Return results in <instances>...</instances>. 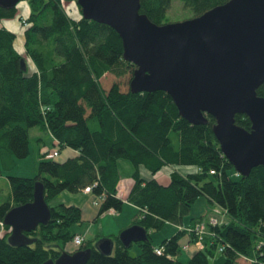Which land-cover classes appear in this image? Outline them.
<instances>
[{"label": "trees", "instance_id": "16d2710c", "mask_svg": "<svg viewBox=\"0 0 264 264\" xmlns=\"http://www.w3.org/2000/svg\"><path fill=\"white\" fill-rule=\"evenodd\" d=\"M171 1L140 0L139 11L163 24L168 22ZM180 1L196 17L228 0ZM27 4L20 49L16 33L0 27V176L12 169L16 159L28 156L33 126L56 140L55 157L64 148L75 154L57 160L41 152L34 176H6L9 192L0 202V264H41L62 251L87 247L91 252L86 264H264V166L241 176L220 150L212 132L213 117L193 125L179 116L166 92L125 89L124 80L131 79L135 66L123 59L121 40L111 27L85 19L78 5V16H71L63 0H27ZM17 10L0 6V19L15 18ZM26 58L33 67L29 73ZM256 92L264 97V82ZM235 123L245 129L251 125L246 115H235ZM119 159L133 166L126 201L136 206L137 214L130 225L139 224L147 232V240L135 242L139 248L135 256L116 235L111 236V255L94 248L99 235L74 245L70 227L81 222L80 208L50 202L62 191L77 193L91 186L90 194L99 199L97 217L110 209L120 212L125 201L117 196ZM140 166L151 173L150 178L140 176ZM164 166L171 168L167 183L156 178ZM176 166L190 171L180 173ZM36 181L44 186L50 219L24 232L34 239L31 243L12 245L7 241L10 227L1 222L10 208L32 200ZM200 196L216 205L224 219L211 225L208 219L214 215L200 216L179 225ZM198 221L205 222L210 232L203 236L201 248L194 244V234L181 229ZM166 223L178 224L179 229L153 245L150 231ZM184 245L195 252L179 261L176 255ZM156 247H162L161 254L154 251Z\"/></svg>", "mask_w": 264, "mask_h": 264}, {"label": "water", "instance_id": "95a60500", "mask_svg": "<svg viewBox=\"0 0 264 264\" xmlns=\"http://www.w3.org/2000/svg\"><path fill=\"white\" fill-rule=\"evenodd\" d=\"M20 0H0L12 8ZM81 15L111 27L119 36L124 60L135 68L129 81L132 93L164 91L178 114L193 125L215 123L212 132L220 150L241 176L264 166V97L257 88L264 82V0H228L199 16L156 24L140 13V0H76ZM25 66V60H20ZM246 115L250 128L235 123ZM50 208L42 182L34 183L30 202L10 208L2 224L10 227L7 241L26 245L24 232L45 225ZM120 244L147 240L139 224L122 229ZM94 248L111 255L114 240L104 236ZM91 248L62 251L41 264H86Z\"/></svg>", "mask_w": 264, "mask_h": 264}, {"label": "rangeland", "instance_id": "374dc122", "mask_svg": "<svg viewBox=\"0 0 264 264\" xmlns=\"http://www.w3.org/2000/svg\"><path fill=\"white\" fill-rule=\"evenodd\" d=\"M27 5H28L27 0H20L16 4L18 10H17V15L15 18L0 19V26H5L7 23H10L13 27L16 28L18 33H16L15 44L18 49L21 48L20 44L22 43V40H23L21 31H23L26 25V24L22 25L21 23L23 22L24 18H26L29 14V9ZM63 5L71 16H74V17L78 16L77 13L79 11H78V7L75 1L63 0ZM166 15H167L166 18L168 22H176V21H182V20L191 18L192 12L190 11L189 8L185 7L180 0H172L169 9L166 12ZM26 66H27L26 72L28 73L31 72L33 69L32 63L27 58H26ZM128 79H129L128 77L125 78L124 80L125 83L123 82L125 89H127L129 86ZM39 136L45 142V146H46L45 149L52 150L55 148L54 142H52L51 137L49 136L48 132L41 131L37 126L31 127L29 129V154L28 156H26L25 158L16 159L12 169L9 171H3L0 176V202H3L7 198V195L9 192V186L6 180V176L8 174L15 175V176H22V177H32L35 175L36 167L38 163V146L40 144V141H38ZM55 159L61 160L60 157H55ZM118 167H119V171H120L122 178L128 176L129 171H131L130 170L131 164L126 159H119ZM175 168L180 173H185V172L190 171L189 169L190 167H186V166H176ZM170 170H171L170 167L164 166L156 174V177L161 182H165ZM141 171H143L146 174V177L142 176L143 178L148 179L151 177V173L148 170H146L143 166H141ZM63 194L70 195V198H64ZM86 194L83 193L82 191L78 193L62 191L59 195L54 197L50 202L51 204H58V203L63 202L65 204H74L76 206L78 205L80 207H83V205L88 199L98 200L92 194L89 193V196H87ZM68 200H70L71 203H69ZM209 215H214V216L217 215L215 217H217L219 220L224 219L223 212H220L217 209L216 205L207 204L206 199L203 196H200L196 199V201L190 207V210L188 211V213L184 216L183 224H179V225H187V223L189 222L191 218H197L200 216L205 218ZM116 216L118 217L115 218ZM129 218H130V213L128 211V207H124L122 208L120 212L106 211L103 214H101L98 218H96L95 221H93L91 217L89 219L82 217L81 222L73 224L70 227V229L72 232H77V231L85 232L86 231L88 232V238H91L92 236H94V234H96V230H99L100 232L104 231L102 233L104 235L113 234L117 236L122 229L129 226L128 225L129 220H130ZM116 224L117 225L123 224L122 226L124 227H122L121 229L120 227L116 229L117 228ZM179 225L173 224V223H166L162 226V228L158 230L155 229V230L150 231V238H151L152 244L157 245L163 239L169 238L179 229L178 227ZM184 241H185V237L179 240L181 244ZM128 251L131 256H135L139 253V248L134 243L129 247ZM194 252H195V248L192 246H189L187 251L185 250V248H183V250L180 251L176 255V258L179 261H187Z\"/></svg>", "mask_w": 264, "mask_h": 264}, {"label": "crops", "instance_id": "0c3cea01", "mask_svg": "<svg viewBox=\"0 0 264 264\" xmlns=\"http://www.w3.org/2000/svg\"><path fill=\"white\" fill-rule=\"evenodd\" d=\"M29 9V8H28ZM0 27H2V26H0ZM3 27H5V28H7L8 30H13V31H15L14 33H18L17 32V30H16V28L15 27H13L10 23H7L5 26H3ZM21 33H22V31H21ZM42 131V130H41ZM50 136V135H49ZM51 137V136H50ZM51 140H52V142H53V139H52V137H51ZM39 141H40V144H39V146H38V156H39V153H41L44 149H45V142L43 141V139L39 136ZM73 154H75V151L74 150H72V149H70V148H64L63 149V151H61L60 153H59V155H58V157H60V159L61 160H64L65 158H67V157H70V156H72ZM125 165V164H124ZM117 166H118V161H117ZM118 170H119V167H118ZM130 170L131 171H129V174H128V176H126V177H124V178H122V176H121V174H120V176H121V178H120V180H119V182H118V184H117V196L118 197H120L121 199H123L125 202H124V206H123V208L124 207H128V211H129V213H130V220H129V224L128 225H130L131 223H132V221L135 219V217H136V214H137V208H136V206H134V205H132L131 203H129V202H127L126 201V198H127V195H128V192H129V190H130V188H131V186H132V183H133V181H132V173H133V166H132V164H131V167H130ZM119 173H120V171H119ZM139 174H140V176L142 177H146V174L143 172V171H141V166L139 167ZM142 177V178H143ZM157 178V177H156ZM145 179V178H144ZM158 179V178H157ZM160 181V180H159ZM161 182V181H160ZM168 182V178L166 179V181L165 182H161V183H167ZM79 192H81V191H79ZM83 192V191H82ZM78 193V192H77ZM83 193H85V192H83ZM86 194V193H85ZM87 196H89V193L88 194H86ZM62 196V195H61ZM63 197L64 198H70V195H64L63 194ZM88 199V198H87ZM69 201V203H71L70 202V200H68ZM90 202H91V204H90ZM63 203V202H62ZM74 203V202H73ZM65 204V203H64ZM66 205H74V204H66ZM76 206V205H75ZM77 207H79L80 208V210H81V220H82V217L83 218H86V219H89L90 217H91V219L93 220V221H95L96 220V218H98L97 216H96V214H97V205H95L94 204V202H93V199H91V200H87L86 202H85V204L83 205V207H80V206H78L77 205ZM119 215H121V214H119ZM118 215V216H119ZM118 216H116L115 218H117ZM117 225V224H116ZM123 224H118L117 225V228L116 229H118L119 227H120V229L122 228V227H124V226H122ZM2 230H3V227H0V234L2 233ZM90 230V229H89ZM104 231H102V232H100L99 230H96V234H94V236H92L91 238L93 239L94 237H96L97 235H99V236H112L113 234H102ZM75 234H80V235H83L84 236V241H87V240H92L91 238H88V232H81V231H77V232H74Z\"/></svg>", "mask_w": 264, "mask_h": 264}, {"label": "built area", "instance_id": "2783aa9c", "mask_svg": "<svg viewBox=\"0 0 264 264\" xmlns=\"http://www.w3.org/2000/svg\"><path fill=\"white\" fill-rule=\"evenodd\" d=\"M54 143H57L56 140H54ZM42 152H44V153L45 152H48V156L49 157H55V156H57V150L56 149H52V150L44 149ZM90 191H91V186H87V187H85L83 189V192H85V193H90ZM98 201H99V199L98 200H93V202H94L95 205L98 204ZM109 211L110 212H114V210H112V209H110ZM208 220H209V223L211 225H214V224H217V223L220 222V220L217 217H215V216H210ZM1 225H2V223H1ZM181 229L184 230V231H186V232H188V233L194 234L197 237V241L194 244L198 248H201L202 247V238H203V236L204 235H207V234H210V232H208L206 230V224L203 221H198V222L194 223L192 226H186V227H183ZM72 241H73V244L74 245L80 246L84 242V236L83 235H80V234H75L73 236V238H72ZM188 247L189 246H187V245H184L183 246V248H185V250H187ZM154 251L157 254H161L162 251H163V249H162V247H156L154 249Z\"/></svg>", "mask_w": 264, "mask_h": 264}]
</instances>
